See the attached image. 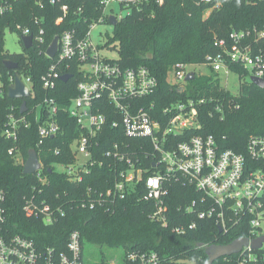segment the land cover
I'll return each instance as SVG.
<instances>
[{
  "label": "built area",
  "instance_id": "obj_1",
  "mask_svg": "<svg viewBox=\"0 0 264 264\" xmlns=\"http://www.w3.org/2000/svg\"><path fill=\"white\" fill-rule=\"evenodd\" d=\"M22 1L25 0H0V19L12 13ZM62 1L35 0L34 4L41 10L45 2L59 6L62 13L56 19V24H59L71 10ZM195 1L209 6L207 15L218 9L222 2ZM98 2L101 16L89 23L83 33L78 30V27L83 26L81 24L76 30L62 31L45 46L44 57L50 62L39 81L43 91L41 97L38 98L33 90L31 77L19 73L29 96L26 98L25 112L20 110L22 99H19L20 104L9 105L0 120V139L10 142L7 156L17 165L22 162L20 132L28 129L33 122L37 124L35 147L40 152L49 139H62L60 136L63 135V129L59 123V114L62 113L74 121L78 134L65 141L70 155L68 162L53 164L52 168L75 183H80L83 174H90L91 168L95 166H106L112 173L111 186L106 190L87 188L83 195L78 194L76 201L80 207L91 210L102 208L104 201L113 204L116 199H123L141 187L142 199L154 204L155 210L150 218L166 227L167 186L183 182L197 194L196 199L185 208V212H195L199 220L212 221L220 233L237 228L247 232L246 238L249 240L263 236L264 136L251 137L247 141L245 152L240 153L222 149L213 136L195 134L201 127L198 116L201 106L207 102L205 99L177 101L164 107L160 115H153L154 104L146 107L142 102L157 89L155 77L144 67L123 69L100 52L92 40L91 32L98 24H110L109 19L113 15H108L106 10L112 5L118 4L120 10L128 16L132 9L139 10L147 4L161 5L164 0ZM249 2L254 3V0ZM74 12H83V8L79 7ZM125 16L120 14L113 17L119 23ZM40 22L42 19L32 17V25L29 27L16 25L13 31L7 30L6 33L16 34L23 50L22 37H32L30 48L35 44L44 45L45 32L39 28ZM55 38L57 51L53 57H49L47 50ZM213 46L216 52L207 55L201 66L216 74L219 79L221 74L226 78L233 74L238 76L231 69L235 65L247 71L248 82L251 83V77L264 80V25L233 30L224 38H215ZM71 68H75L80 77L75 85V96L59 107L51 94L57 92L58 83H63L61 76L70 75L64 72ZM186 69L185 66H177L173 79L168 80L170 85L181 92L188 82L186 75L190 73ZM15 72L16 70H12L13 74L7 78L6 72L0 69V108L7 96L8 87L14 83ZM71 78L70 75L68 80ZM28 100L33 101L31 106H28ZM102 143L108 144L106 151L99 147ZM35 152L40 167L32 175L37 183L23 196L22 211L27 218H34L51 226L65 217L66 212L60 206L62 197L59 192H56L53 199L47 197L45 187L49 185V180L43 174L44 166L38 152ZM53 153L58 155L60 150L55 148ZM195 227L192 223L189 229ZM175 232L182 233L183 228L175 229ZM234 255L235 264H264V246L256 251L249 246L243 247ZM166 262L154 251H131L108 264ZM84 263L81 235L78 231L69 233L63 250L54 247L40 249L32 239L14 234L8 227L7 193L0 185V264Z\"/></svg>",
  "mask_w": 264,
  "mask_h": 264
},
{
  "label": "trees",
  "instance_id": "obj_2",
  "mask_svg": "<svg viewBox=\"0 0 264 264\" xmlns=\"http://www.w3.org/2000/svg\"><path fill=\"white\" fill-rule=\"evenodd\" d=\"M34 1L18 3L12 13L0 19V69L6 72L8 78L13 73L3 68L2 62L11 60L16 63V72L31 77L33 90L39 98L43 94L39 81L50 62L44 57L45 46L62 31L76 30L81 24L83 26L78 30L83 33L89 23L101 16V11L98 0H63L61 3L70 6L71 10L61 23L56 24V19L62 14L59 6L45 2L41 10ZM79 7L83 8V12H74ZM208 9V5L198 4L195 0H164L161 5L147 4L139 10L132 9L128 16L113 26V37L106 46L117 53V58L112 60L123 69L144 67L155 77L157 89L142 102L146 107L154 104L153 115H160L164 107L177 101L205 99L207 102L201 106L198 116L201 127L195 134L213 136L222 149L244 153L251 137L264 136V88L245 81L247 71L235 65L231 69L238 74L240 81L237 94L222 88L219 77L211 71L203 75L190 71L194 78L186 83L181 93L169 84L168 77L173 75L177 66L203 64L207 55L216 52L213 46L215 38H224L233 30L264 25V0H254V3L249 0H222L220 7L207 15ZM32 17L42 19L39 28L45 32L46 43L35 44L18 55L6 54V31H13L16 25L29 27ZM64 73L72 78L59 82L57 92L51 94L59 107L75 96V85L80 79L75 68ZM32 103V100L27 102L28 106ZM11 104L19 105L20 101L5 96L1 102L0 120ZM59 117L63 129L60 137L64 140L58 137L49 139L41 152L35 147L37 124L33 122L28 129H22L19 139L22 162L18 165L7 156L10 142L0 139V185L7 193L8 227L14 234L32 239L40 249L54 247L63 250L69 233L78 231L83 250L85 245H89L99 250L120 249L123 254L154 251L167 260L166 264H207L206 250L210 246L227 245L235 239L248 237L247 232L237 228L220 233L212 221H202L195 212H185L197 194L183 182L167 186L166 227L150 218L155 210L154 204L142 199L141 187L123 199H116L113 204L104 201L102 208L91 210L80 207L76 201L78 194L83 195L87 188L106 190L111 186L112 173L106 166H95L90 174H83L80 183H75L52 168L53 164L68 162L70 155L65 141L78 134L71 118L62 113ZM107 145L102 143L99 147L106 151ZM55 148L60 150L58 155L53 153ZM32 149L38 152L44 166L43 174L49 180V185L45 187L47 197L53 199L59 192L62 197L60 206L66 212L65 217L51 226L27 218L22 211L23 196L37 183L35 176L23 174V165ZM137 150L140 151V148ZM192 223L196 227L189 229ZM178 228H183V232H175ZM235 258V255L222 257L213 264H235ZM108 262L103 258L100 262L84 264Z\"/></svg>",
  "mask_w": 264,
  "mask_h": 264
},
{
  "label": "water",
  "instance_id": "obj_3",
  "mask_svg": "<svg viewBox=\"0 0 264 264\" xmlns=\"http://www.w3.org/2000/svg\"><path fill=\"white\" fill-rule=\"evenodd\" d=\"M109 22L112 26H116L117 22L116 19L111 16L109 19ZM56 38L52 41L50 47L47 50V55L49 57H53L57 51L56 47ZM22 42L24 49H29L32 45V37H22ZM3 66L7 70H16L17 64L12 62L11 60H4ZM70 75H63L61 76L60 80L64 83L69 79ZM194 78V74L188 73L186 75V81H191ZM251 83L260 87L264 88V80L251 77L250 79ZM181 93V91H180ZM7 96L9 99L12 100H19L22 99L20 110L21 112L26 111V98L29 96V92L25 84L22 82L21 77L19 73H14V83L8 87L7 90ZM40 165L38 162L37 154L35 150H30L28 152V156L23 168V174L24 175H32L39 169ZM250 247L251 250L256 251L261 249L264 246V235L254 238L252 240H249L248 238H238L232 241L231 243L227 245H212L206 250V254L208 257L207 264H213L214 261L222 258V257H229L234 254L239 253L243 247Z\"/></svg>",
  "mask_w": 264,
  "mask_h": 264
},
{
  "label": "rangeland",
  "instance_id": "obj_4",
  "mask_svg": "<svg viewBox=\"0 0 264 264\" xmlns=\"http://www.w3.org/2000/svg\"><path fill=\"white\" fill-rule=\"evenodd\" d=\"M113 9V10H111ZM108 15H126V12L120 10L118 4L112 5L106 10ZM113 29L114 27L110 24H98L92 30V40L97 47H99L100 52L102 51L104 55L108 56L111 59L117 58V53L112 49H108L106 44L113 37ZM4 51L8 55H18L23 51L22 45L19 41V37L16 34H12L7 32L4 38ZM187 71L195 70L198 74H209V70L204 66H194L187 67ZM191 73V72H190ZM173 79L172 75H169L168 80L171 81ZM245 80V79H244ZM246 79L245 81H247ZM239 77L235 74L229 75L227 78L223 74L220 76V85L222 88H227L231 93L237 94L239 89ZM262 234L264 235V222L261 225ZM123 251L120 249H102L99 250L96 247L85 245L83 250V259L85 262H100L103 258L107 261L114 260L115 258H120L122 256Z\"/></svg>",
  "mask_w": 264,
  "mask_h": 264
}]
</instances>
